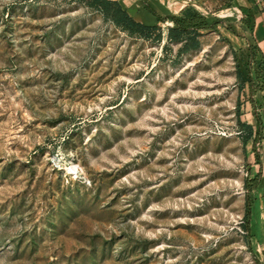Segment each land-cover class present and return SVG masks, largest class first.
<instances>
[{
	"label": "rangeland",
	"instance_id": "obj_1",
	"mask_svg": "<svg viewBox=\"0 0 264 264\" xmlns=\"http://www.w3.org/2000/svg\"><path fill=\"white\" fill-rule=\"evenodd\" d=\"M194 8L179 56L172 23L0 0V264H264L262 65L243 11Z\"/></svg>",
	"mask_w": 264,
	"mask_h": 264
},
{
	"label": "crops",
	"instance_id": "obj_2",
	"mask_svg": "<svg viewBox=\"0 0 264 264\" xmlns=\"http://www.w3.org/2000/svg\"><path fill=\"white\" fill-rule=\"evenodd\" d=\"M130 14L143 23L164 24L160 17L166 18L171 15H180L189 6H214L218 3L231 5L239 13L242 11L250 20V39L255 47L256 58L262 65L264 78V6L256 4L254 0H118ZM224 13L234 11L226 10ZM246 18V20H247ZM170 23V21H166ZM259 97L263 101L264 109V84L259 91ZM264 171V168H263ZM264 173V172H263ZM255 237L259 247L263 251L264 258V180L258 201L257 216L255 218Z\"/></svg>",
	"mask_w": 264,
	"mask_h": 264
},
{
	"label": "trees",
	"instance_id": "obj_3",
	"mask_svg": "<svg viewBox=\"0 0 264 264\" xmlns=\"http://www.w3.org/2000/svg\"><path fill=\"white\" fill-rule=\"evenodd\" d=\"M86 2L89 6L98 10L103 16L110 20L115 26L128 32L131 35H139L147 39L153 38L158 42L163 39L161 24H147L135 19L130 12L122 6L118 0H79ZM197 10L193 6L186 7L180 15H171L166 18L160 17V21H170L168 27V42L164 48H168L169 42L180 44L178 55L197 49L201 45L199 38L201 30L207 28L204 20L196 19ZM250 24L249 18L246 20ZM261 64V63H260ZM248 133L245 142H248L255 134L252 125H246ZM250 212V211H249ZM246 230L249 226L245 225Z\"/></svg>",
	"mask_w": 264,
	"mask_h": 264
},
{
	"label": "built area",
	"instance_id": "obj_4",
	"mask_svg": "<svg viewBox=\"0 0 264 264\" xmlns=\"http://www.w3.org/2000/svg\"><path fill=\"white\" fill-rule=\"evenodd\" d=\"M263 6H264V3H263Z\"/></svg>",
	"mask_w": 264,
	"mask_h": 264
}]
</instances>
